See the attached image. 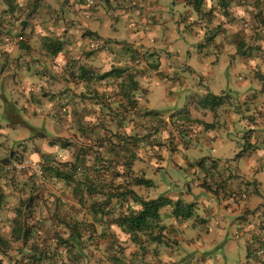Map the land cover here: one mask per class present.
Segmentation results:
<instances>
[{
	"label": "rangeland",
	"instance_id": "374dc122",
	"mask_svg": "<svg viewBox=\"0 0 264 264\" xmlns=\"http://www.w3.org/2000/svg\"><path fill=\"white\" fill-rule=\"evenodd\" d=\"M2 1L6 0H0V3ZM10 1L14 2V0ZM53 1L58 4L57 8H54L55 4L51 1L49 3L58 12L51 11L53 8H47L43 0L36 1L35 6L30 7L32 10L24 16L18 12L12 15L10 10L5 14L0 12V31L4 30L5 36L9 34L6 39H9L10 43L16 45L14 41L16 37L20 42L15 52L5 47L6 45L3 46L5 48L0 47V70L10 66L13 82L12 92H9L6 78L1 87L3 93L0 94V192H3L0 207V238L5 240L0 242V264H34L29 257L33 252L27 250L29 245L24 246L20 241L14 240L12 231L16 218H19L18 208L22 211L20 220L35 225L41 231L40 236L33 237L41 243L35 254L48 257L52 264H157L159 261L169 264L178 261L179 264L181 260L171 255L176 241L167 235L165 236L170 249L166 253L159 252L154 246L149 247L153 239L148 234L141 235L142 244L145 245L142 247L135 243L129 234L106 220L97 224V233L93 236V233H90L92 229L88 226L90 217L87 206L90 201L83 207L78 202V196H75V184L69 185L63 180L51 178L49 172H45L43 159L44 156L49 155L55 164L64 170H69V167L61 163L74 162L85 150L87 158L84 167L94 165L90 172L92 179L96 180L95 183L98 182L99 178L97 179L95 174L97 169L104 174L101 181L107 185L112 181L113 171L117 165L122 171L123 167L116 163L125 160L126 157L122 149L118 151L113 149L119 140L112 135V131L118 130L125 135H131L136 133L135 129L138 126L134 129L133 124L129 122L133 119V114L123 106L127 101L121 100L119 80L116 82L112 79L105 81L96 79L98 74L114 66L129 68L130 71L137 73V76H140V79L137 77L140 81V89L145 88L148 83L147 78L151 74L156 76L155 80L161 81L163 85L166 84L173 93L172 100L162 99L163 94L159 95L158 92H155L153 97V103H160L162 109H167L165 113L169 110L175 112L199 109L193 113L191 119L183 120L184 123L186 122L183 130L190 135L192 131H198L196 126L202 124L200 123L202 120L205 121L199 114L203 113L200 109L203 108L202 101L207 95L218 94L220 84L221 89L225 88L229 79L232 85L237 86L243 80H247L244 73L238 75V68L240 69L242 65L232 59L230 51H224L220 53L222 54L220 61H226L217 65V74L214 75L210 68V57L199 63L197 48L199 53L205 56H210L214 52L216 54L218 48L209 50L212 44L206 45V43L199 46L203 34L189 31L182 38L184 45L189 44V56L185 49L182 54H176L171 63L176 66L188 62L186 84L178 88L179 85H176L170 76L173 67L162 69L159 76L155 74L158 54L154 48L147 46L155 36L166 34L167 38L172 34L178 36L179 27L183 24L180 18L185 10L183 5L164 15L155 11L157 21L155 23L150 21L151 24L148 25V20L143 15L139 18L138 15L131 13V6L126 12L124 11L128 6L125 0ZM205 4L207 0H204ZM135 6L134 4L132 8L137 12ZM23 18L25 24L29 25L28 36H36L30 43L24 42L25 40L23 43L19 41L22 39L19 36L23 34V30L14 27L16 23L20 25L19 21ZM88 25L90 28L87 27ZM42 29L46 31L43 33ZM56 40L61 41L63 45V50L58 54H54L52 50L53 41ZM205 40L206 38L203 42ZM243 51L248 52L247 49ZM10 61L17 62L18 66H14ZM84 71L87 76L94 78L80 79ZM14 76L19 79L17 84L21 85V90L15 87ZM33 82L36 89L34 96L31 97L29 91ZM258 82L259 90L255 86L249 94L245 90L242 96L237 97L228 91L221 93L226 96V100L215 108L223 114L225 122L234 120L231 116L240 118L239 114L245 119L244 122L237 121L233 127L217 122L222 137L225 136L226 131L230 133H226L224 138L215 139L219 130H211L215 127L210 128L208 132L192 139L191 143L198 156L195 157L193 150L186 157L192 163L196 158L201 159L203 163L206 160H211L209 163L215 160L219 167L227 168L233 174L236 186L239 184L244 186V190H240L241 193H246L247 196L254 194L258 201L254 208L247 211V214H252L249 217V225H251L249 236L233 239L236 249L230 255H224L227 251H223V247L214 248L210 253L213 263L209 264H263L260 253L255 252L249 258L246 249V246L248 248L252 243L254 236L264 234V149L246 142L247 137H250L247 135L251 134H254L251 136L254 140H256L255 135H259L260 140L264 141V91L260 90L264 85V72H261ZM135 95L140 97L139 93ZM187 97L191 104L186 102ZM121 101L123 102L120 103ZM143 104L144 102L139 105L143 106ZM173 115H170V121L168 120L171 127L162 131L163 136L153 139L155 137L153 133L147 135V138L152 135L150 138H144V142L146 139L151 140L150 143H154V147L144 144L137 149L138 158L134 165L138 172L143 169L150 173L154 172L163 164L167 152L174 154L173 152L177 150L175 142L182 141V138L177 125H172ZM217 115L219 116V113ZM123 117L126 122L124 127L119 129L117 121ZM164 123L165 120L160 122V131ZM19 126L26 127L31 134L28 136L26 131L23 133V129L18 128ZM92 127L95 129L94 132L90 131ZM17 128L18 131L15 133ZM137 131L141 132V130ZM92 140L95 142L94 145ZM211 140L212 145L208 142ZM244 148L248 152L246 151L244 153L246 155L241 157L240 153ZM109 149L110 151L107 152ZM109 157H111L110 161H108ZM245 157L248 160L245 161ZM104 163V167L110 168L109 172L104 173L103 168L98 169ZM237 167L239 171H236ZM136 169L133 173L137 171ZM192 170L193 167L188 172V180L182 176L183 172L175 171L167 175L162 181L164 187L170 190L171 194L177 192L176 180L180 177L182 179H179L177 184L183 180V186L190 182L193 187L195 178L191 173ZM76 177L81 179L82 175L77 174ZM123 179L124 177L115 178L117 182ZM194 188L198 187L194 186ZM138 190L144 196L147 188ZM31 198L33 203L29 202ZM232 198L236 200L237 197L232 196ZM196 200H200V196ZM116 203V200L112 201L114 206ZM117 210L120 211L121 208ZM71 215H77L88 221L81 230V241L78 246L70 241L59 240L62 237L67 238L70 231L67 228L66 230L58 228L56 218L60 222L61 218H73ZM239 217L242 219L241 214ZM242 224L241 220L237 222L235 227L237 232H240ZM219 253L221 257L217 255ZM185 258L193 264H198L202 259L194 254ZM218 258L222 261H218Z\"/></svg>",
	"mask_w": 264,
	"mask_h": 264
},
{
	"label": "crops",
	"instance_id": "0c3cea01",
	"mask_svg": "<svg viewBox=\"0 0 264 264\" xmlns=\"http://www.w3.org/2000/svg\"><path fill=\"white\" fill-rule=\"evenodd\" d=\"M36 1L42 0H14L13 3L11 1H2L0 3V12L6 13L7 10L14 13H22L24 16L27 12L31 11L33 6H35ZM44 4L47 8H53V5L49 3L51 1L54 3V8H57L58 4L53 0H43ZM66 0H64L65 2ZM142 4L140 5V2ZM189 0H125V3L128 2V6L125 7L124 11L131 6V13L134 15H138L140 18L143 15L148 20V25L151 22H156V14L155 11H158V14L164 15L165 13L176 9L178 6L183 5L185 7L184 12L180 15L181 21L183 24L179 27L178 36L170 37L164 36H155L153 40L148 44V48H154L157 51V64L155 74L159 76L160 71L168 66L173 67L172 72L170 73L171 78L173 79L176 85H179L178 88L184 87L187 81L186 70L188 67V62L185 64H177L173 66L172 59L174 60V56L177 54H182L185 49L188 51L189 56V44L184 45L182 42V38L188 34L189 31L195 32L197 34H203V38L201 42L198 43L199 46L211 45L209 50L213 48L216 50L218 48V52L212 54L210 56L201 55L199 49L197 48V52L199 54V63L201 64L203 60L207 57H210L211 63L210 68L214 75L217 74V65H221L224 62L220 61V56L224 51H230L229 53L232 55V59L235 62H240L242 65L240 69L238 68V75L245 74L247 80H243L242 83L237 85H232L231 79L228 80V83L225 88L221 89V84L219 87L218 94L225 92L234 93L233 96H242L243 90L246 91L247 94L256 86V89L259 90V82L258 79L260 77L261 72H264V0H232L231 8L228 7V11L224 14L225 8L221 4V0H207V4L203 5L201 12H197L194 10L193 6L189 4ZM136 5L137 12H134L133 5ZM51 11L58 12L57 9ZM46 10V9H45ZM48 10V9H47ZM223 11V12H222ZM42 13V10H40ZM224 15H222V14ZM138 18V19H139ZM132 20V19H131ZM249 20V26L245 25ZM15 24L14 27H18L20 29L23 28L24 36L26 39V43H30L33 41L35 37H30L27 34V30L29 29V25L25 24L24 18ZM263 23V24H260ZM24 24V25H22ZM217 26H219V30L217 31ZM87 27L90 28L88 25ZM210 30V31H209ZM211 30L214 31L213 37L211 36ZM45 29H42L41 32H45ZM209 31V32H208ZM97 34L96 32H94ZM98 35V34H97ZM4 35V30L0 31V47L5 48L8 47L10 50L15 52L17 50V45L20 43L17 41V37L14 39L16 45L9 42L8 37ZM169 36V35H168ZM102 37V36H100ZM206 40L203 42V40ZM148 39V38H146ZM184 40V39H183ZM6 45L5 47H3ZM215 48H214V46ZM243 49H247V53L243 51ZM50 59V58H49ZM14 66H18V63L15 61H10ZM1 64V63H0ZM171 64V65H170ZM191 68V67H190ZM234 69V68H230ZM243 71V72H242ZM242 77V76H241ZM6 78L7 81V89L9 92H12L13 82L11 81V67L8 68L3 67L0 70V94L3 93L1 87L2 84L5 83ZM156 76L152 75L147 78V84L145 85L144 96L141 97V104L144 102L143 106L152 110L160 111L163 114V120L166 123L163 124L162 130H166L171 127L168 122L170 121V115L177 113V117L183 119H191L192 115L195 111H199V109H189L187 111H168L165 113L167 109H162L161 105L153 103V97L155 96V92L159 95L163 94L162 99H171L173 98L172 91L166 86V84H162L161 81L155 80ZM140 79V76H139ZM19 79L17 76H14V85L19 90L22 89L21 85L17 84ZM144 84V83H143ZM249 85V86H247ZM162 86V88H161ZM144 88V87H143ZM35 83L33 82L32 88L29 91L31 97L35 94ZM261 91H264V85H262ZM254 96V95H251ZM257 96V95H255ZM189 97V96H188ZM186 98V102L189 103V98ZM172 100V99H171ZM165 103V102H164ZM184 105H187L184 103ZM182 104V107H184ZM233 105V104H232ZM253 105L251 104V107ZM203 106L200 110H203V113L199 114L200 118L205 121H201L196 127L198 131H192L190 135L181 133L182 141L175 142L177 145V150L173 152L174 154L167 152V155L163 158V164L160 166L162 171H165L168 176L171 173L183 172L185 179L188 178V172L190 168L193 167L191 173L194 175L195 181L193 183V187L190 185V182L186 183L183 186V180H181L178 184L177 181L182 179L181 177L176 180L177 192L171 194V191L164 187L163 177L159 176V174L154 175L151 174L150 171H147V176H150L154 179V185L152 187H147V190L144 192V197L158 198L159 196L164 195L165 197H169L176 200H182L185 203H191L194 205V215L191 218L185 219L182 217H175L172 214L173 207L167 206L162 210V219L161 224L164 226V230H161V234H159L158 238H163L162 244L157 247V250L161 253H166L169 251V243L166 239L168 237L174 238L176 241V245L172 247L171 255L178 260H181L179 264H193L187 261L186 256L194 254L198 256L201 261L198 264H209L213 263L212 251L214 248L223 247V251H227L224 255H230L236 249V244L232 241L233 239H237L236 237L243 238L248 237L250 232L249 225V217L252 214H247L251 208H254V205L257 201V197L253 194L247 196V199L244 201L235 200L232 198L231 193L233 191L244 190V186L239 184L236 186V180L233 178V174L227 168H221L217 165L215 160L211 162V160H206L205 163L199 164L197 163L200 159L196 158L192 163L191 160H187V154H191L194 150L195 157L198 156L196 154V150L192 145V139L198 138L199 134L206 133L210 129H206L204 123H214L216 125L217 122H223L227 127L232 125L235 126L237 121L244 122V118L241 114L240 118L238 116H231L234 120L226 121L223 118V114L213 109V111L209 110ZM208 111V112H207ZM237 112V111H236ZM219 113V116L217 115ZM168 115L169 117H167ZM198 115V116H199ZM175 122V119H174ZM172 125H173V117H172ZM190 127V126H189ZM220 126H215L214 129L217 130ZM18 128L23 129V133L26 131L29 136L31 133L28 132L27 128L24 126H19ZM18 128L15 130V133L18 131ZM179 129V127H178ZM174 130V129H173ZM219 130V129H218ZM195 133V134H192ZM230 133L229 131L225 132ZM198 136V137H197ZM224 136V137H225ZM222 137V133L219 132L215 135V139L224 138ZM195 138V139H196ZM209 144H213V141H208ZM167 151V150H165ZM246 154H241V157H244ZM206 159H210L208 156H204ZM248 160L245 157V161ZM244 162V160L242 161ZM236 171H239V167L236 168ZM209 172L215 174V177L227 184L226 190L221 187L218 191H214L211 189H207L204 187L205 175ZM190 173V174H191ZM222 179V180H221ZM188 180V179H187ZM194 186L198 188H194ZM193 189H192V188ZM144 188V187H141ZM140 188V189H141ZM214 189V187H213ZM140 193V192H139ZM141 194V193H140ZM142 195V194H141ZM200 196V200H196L197 197ZM259 200V199H258ZM241 214L242 219H240L239 215ZM241 220L243 221L242 228L237 232L235 227L237 226V222ZM159 232L156 231L155 235ZM235 234H237L235 236ZM226 241L224 244L223 242ZM246 246V243H245ZM156 248V247H155ZM247 249V246H246ZM221 251V250H220ZM221 257V254H217ZM176 259V260H177ZM218 261H222V259H217ZM165 261H159L157 264H169ZM178 264V261L176 263Z\"/></svg>",
	"mask_w": 264,
	"mask_h": 264
},
{
	"label": "trees",
	"instance_id": "16d2710c",
	"mask_svg": "<svg viewBox=\"0 0 264 264\" xmlns=\"http://www.w3.org/2000/svg\"><path fill=\"white\" fill-rule=\"evenodd\" d=\"M188 2L193 6L195 11H202L204 0H189ZM221 4L225 8V14L228 11V7L231 6V0H221ZM249 23H246L245 25L249 26ZM216 28L217 31L220 29L219 26H217ZM22 33L23 34L19 36L22 39H19V41L23 43L24 40V42H26V39H24V32ZM213 34L214 31L211 30L212 37ZM53 42V53H60L63 50L62 42L59 40ZM157 66L158 64L156 65V67ZM130 70L129 68L114 66L111 69L98 74L96 77V79L102 81L112 79L117 82V80H119L121 88V100L127 101L125 104H123V106H126L133 114V119H131V121L129 122L133 124L134 129L138 126V128L135 129L136 133L131 135H125L118 130L112 131V135H114L116 139L119 140V142L115 143L113 149L115 151L122 149L124 157H126L125 160L116 163L123 167L122 171L117 168V165L114 168L115 171H113L114 177L112 178V181L107 185L103 183L104 181H101V177L104 174L101 171L98 172L96 169V178L99 179L98 182L95 183L96 180L92 179V175L90 173L93 170L94 165L84 167V162L87 158V153H84L85 150L77 156L74 162L61 163L63 166L69 167V170H64L59 165L55 164L49 157V155L44 156L43 162L45 164V172H49V176L51 178L63 180L69 185L75 184V196H78V202L82 204L83 207L86 206V204L90 201L87 206L90 217L88 226H90V228L92 229L90 233H93V236H95V234L97 233V224L106 220L110 221L111 224L116 225L122 231L129 234L132 240L135 243L140 244L142 247H144L145 245L142 244L141 235L144 233L148 234L153 239L149 243V247L152 248L154 246L157 248L160 244H162L163 241L162 236L161 238H158L159 234H161V230H164V226L161 224L163 208L172 206V214L175 217L188 219L194 215V205L191 203H185L182 200L174 201L173 199L165 197L164 195L159 196L158 198L148 199L139 193L138 189L141 187H152L154 185V179L150 176H147L148 172L146 170L143 169L138 172V170L136 169V166L134 164L136 159L138 158L137 149H139L144 144H154L150 143L151 140H147L152 136L151 135L147 138L148 134L154 133L155 137L153 136V139L157 138L158 136L161 137L163 130L161 128L160 131V122H163V114L160 111L152 110L139 105L141 103H139V101H141L140 98L144 96V92L142 91V89L145 90V88L140 89V81L139 79H137V77L139 76H137V73ZM79 78H83L84 80H92V78L94 77L87 76L86 72L84 71L83 73H81ZM137 93L140 94V97H136L135 94ZM225 100V95L209 94L203 99L202 103L203 106L214 109L216 106L224 103ZM123 101H121L120 103H122ZM125 120L126 119L123 117L120 121H117V126L119 124V129L124 127V122H126ZM183 120L185 119L177 117V113L173 115V124L177 125V128L179 127L178 131L180 134L184 133L183 129L185 128L184 126L186 124V122L184 123ZM135 121H138V123H136ZM185 121H187V119ZM83 125L84 124H82V126ZM204 126L206 129H210L214 128L215 124L204 123ZM137 130H141V132ZM90 131L94 132L95 129L92 127ZM252 135L254 134L247 135L250 137H247L246 142L251 145L255 144L257 148L263 150L264 141L260 140L261 137H259V135H255L256 140H254V137H251ZM144 138H147L145 142ZM92 142L94 141L92 140ZM92 144L94 145L95 142ZM100 144L103 145L104 143ZM247 148L248 147H246V149ZM246 149H242V152L240 154L246 153ZM108 151H110V149L107 150V152ZM110 160L111 157L108 158V161ZM197 163L202 164L203 162L200 159ZM104 165L105 163L98 169L103 168L104 173H106L107 171L109 172L110 168L104 167ZM135 169L137 171L133 173ZM152 173L154 175L159 174V176L163 178L167 177L168 175L165 171H162L161 168H156V170ZM77 174H81L82 178L77 179ZM118 177H124V179L120 182H117L115 178ZM223 182L226 183V181L220 182V180L215 177V174H209V172H207L205 175V182L203 184L207 189L218 191L222 187L225 191L227 184L225 185V183ZM231 196H236V200L239 201H244L247 199V194L241 193L240 191H233L231 193ZM2 200L3 192H0V207L2 205ZM32 200L33 198L29 199V202L33 203ZM114 200L117 201L116 206L112 204V201ZM119 207L121 208L120 211L117 210V208ZM17 213L19 218H16L15 226L13 227L12 231L14 240L20 241L24 246L29 245V247H27V250L33 252L29 257L32 259L34 264H52L48 257L35 254L41 243L40 240L33 237L40 236V229L38 230L35 225L28 222H22L20 220L22 214L20 208L17 209ZM71 216H73V218L71 219L61 218L60 222L59 219L56 218L58 220V228H63L64 230H66L67 228V230L70 231H67L69 232V236L67 238L62 237L59 240H64L63 242L70 241L73 245L76 244V246H78L81 241V230L83 226L88 223V221L86 219L79 218L77 215ZM156 230H158L159 232L157 235H155ZM0 242H5V240L3 238H0ZM255 252L261 254L262 262L264 264L263 233L254 236L252 238V243L247 248L249 258Z\"/></svg>",
	"mask_w": 264,
	"mask_h": 264
}]
</instances>
